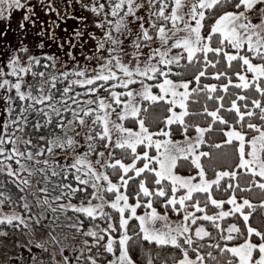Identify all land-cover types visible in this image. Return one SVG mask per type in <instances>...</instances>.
I'll use <instances>...</instances> for the list:
<instances>
[{
    "label": "snow or ice",
    "instance_id": "1",
    "mask_svg": "<svg viewBox=\"0 0 264 264\" xmlns=\"http://www.w3.org/2000/svg\"><path fill=\"white\" fill-rule=\"evenodd\" d=\"M25 8L20 29L39 8L64 56L21 41L0 61V248L17 233L47 264H264V0H0V19ZM52 221H71L75 259Z\"/></svg>",
    "mask_w": 264,
    "mask_h": 264
},
{
    "label": "rangeland",
    "instance_id": "2",
    "mask_svg": "<svg viewBox=\"0 0 264 264\" xmlns=\"http://www.w3.org/2000/svg\"><path fill=\"white\" fill-rule=\"evenodd\" d=\"M33 2L38 3L39 0H33ZM26 10V8L24 10L14 9L12 12L11 20H9L8 18L0 19V61L5 60L15 47H19L21 41L24 44L28 45L30 50L29 54L38 55L36 53L38 50L39 52L42 50H46L45 52L49 51L52 55L56 54L55 51H52V46L54 43L60 42L59 38L53 39L50 33L42 35V33H48L46 25L49 21V15L37 8L36 15L32 18V20L26 21L25 28L20 29L19 21L23 18V11ZM74 11L76 15H84L88 17L87 23L91 25V28L95 27L94 25H92V15L89 12L79 8V6H77ZM61 12L63 14V9H61ZM33 20H35V23H33ZM41 21H43V23H41ZM78 27H80L78 21H76L72 17H69L68 20L60 22L59 28L57 29L58 37H66L67 34L77 29ZM41 40L44 41L45 45L43 49L39 47ZM89 47H91L90 44ZM59 52H61L62 54L64 51L59 47ZM208 163V160L205 159V164L207 165ZM220 163L224 162L220 161ZM177 170L182 174H188V169L186 167ZM254 193L255 191L251 193V196H254ZM48 215L51 216L52 214L48 213ZM173 218L175 219V217ZM51 223L57 225V227L53 229L54 233H59L61 237L64 236L65 233L68 234L69 239L67 240V243L69 244V248L66 249L65 254L75 259L72 244L80 243V240L78 237L73 240L72 233L75 230L65 226L66 224H70L71 221H64L63 223L52 221ZM44 224H49L48 219L44 220ZM47 233L48 229H44L43 232L37 234L36 238L43 239L45 236H47ZM14 235H16V237L20 240V244L17 246H13L11 243L12 238L9 237V242L6 244V246L4 248H0V262H3V264H7V261L11 259L13 261V264H32L33 254H35V259L37 260L38 264L40 260H43L44 264H47L50 251L46 252L44 249L37 247V245L35 244H28V241L31 238L28 235L17 233H14ZM3 242V238L0 237V243ZM24 245L28 246L25 247ZM48 247L49 250H51L54 245L49 244ZM153 251L154 253L160 252L161 257L169 259L170 262V257L167 255V252L164 249L156 248ZM57 259H59V253H57ZM157 264H159V261H157Z\"/></svg>",
    "mask_w": 264,
    "mask_h": 264
},
{
    "label": "trees",
    "instance_id": "3",
    "mask_svg": "<svg viewBox=\"0 0 264 264\" xmlns=\"http://www.w3.org/2000/svg\"><path fill=\"white\" fill-rule=\"evenodd\" d=\"M59 44H60V42H58V43H54L53 44V48H52V51H55L56 52V54H54V55H57V56H61V57H63L64 56V52L61 54V52H59ZM42 51H46V50H42ZM42 51H40L39 52V50L36 52L38 55H40V53L42 52ZM64 51V50H63ZM48 53H49V55H52L49 51H48ZM80 55V50L78 49L77 50V56H79ZM191 110H193V111H196L197 109H196V107L193 105L192 107H191ZM194 119H199V120H203V117H195ZM193 133H189V135H192ZM173 138H179V136H176V137H173ZM252 197L253 198H257V197H260V198H264V196H262V194H261V192H260V190H255V193H254V196L252 195ZM34 211L36 210L35 209V207H34V209H33ZM210 210H212V209H210ZM140 211H143V209H140ZM254 222L255 223H259V214H257V216H255L254 218Z\"/></svg>",
    "mask_w": 264,
    "mask_h": 264
}]
</instances>
